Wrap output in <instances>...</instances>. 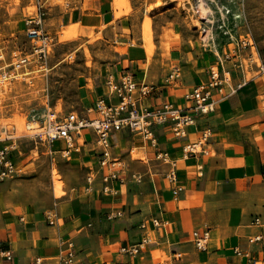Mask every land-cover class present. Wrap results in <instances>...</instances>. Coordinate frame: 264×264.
Segmentation results:
<instances>
[{"label": "crops", "instance_id": "0c3cea01", "mask_svg": "<svg viewBox=\"0 0 264 264\" xmlns=\"http://www.w3.org/2000/svg\"><path fill=\"white\" fill-rule=\"evenodd\" d=\"M140 1L130 0V10L123 7L119 16L114 0L47 4L55 28L78 22V35L100 33L106 41L126 48L113 54L111 70L93 80V87L81 97L79 112L74 110L91 116L88 110L97 99L116 102L105 79L113 74L118 80L122 72L129 71L138 84L155 86L143 100L145 106L171 102L193 116L186 137H176L169 123L154 124L150 139L128 127L114 130L111 155L120 159L119 176L123 178L110 180L107 192L102 189L101 176L108 167L99 165L91 128L84 129L80 137L74 135V146L67 154L61 139L0 140V147L11 146L8 154L16 166L13 176L21 171L18 165L26 159V151L46 153L51 161L60 157L70 165V181L66 180L62 192L31 185L28 180L0 179V264H63V249L69 242L81 264H264V70L249 60L252 48L249 52L232 50L228 35L218 27L220 14L213 3L210 11L217 21L210 26L203 23L206 28L198 45L174 38L168 40L169 55H162L157 47L148 59L136 13ZM215 1L231 6L227 0ZM228 19L233 34L240 35ZM164 21L156 35L158 46L166 39V28L172 27ZM229 50L232 55L224 58ZM175 65L180 68L179 77L166 81ZM212 65L228 72L229 79L223 95L213 93L212 109L196 112L185 94L209 79ZM201 137L206 153L183 157L184 142ZM157 152L167 153V160L157 158ZM74 166L82 174L80 180ZM171 170L176 172L174 183L166 178ZM132 173L141 180L135 181ZM88 175L93 176L92 182ZM175 185L180 188L177 194L171 189ZM255 217L258 223H253ZM154 218L161 221L160 226L153 225ZM205 229L208 241L206 249H200L194 237ZM256 235L260 239H254ZM142 238L146 241L137 253L121 250Z\"/></svg>", "mask_w": 264, "mask_h": 264}, {"label": "rangeland", "instance_id": "374dc122", "mask_svg": "<svg viewBox=\"0 0 264 264\" xmlns=\"http://www.w3.org/2000/svg\"><path fill=\"white\" fill-rule=\"evenodd\" d=\"M43 1L46 7L41 23L54 37L55 44L44 60L28 55L27 63L14 68L15 60L32 50L28 30L36 26L29 22L35 17L36 0H0V73H18L12 79L0 81V136L12 133L19 142H29L24 138L27 132L24 127L33 114L48 107L64 112L76 109L79 112L84 91L93 87L94 79L111 70L109 64L113 62V54L120 51L118 47H125L118 42L106 41L100 33L60 40L64 26L54 27L55 21L50 19L53 14L47 11V4H63L65 0ZM227 1L231 5V12L239 14L236 19H232L231 12L227 17L232 19L234 30L241 38L251 36L255 46L251 51L258 61L257 51L264 54V0ZM140 2L136 13L141 21L142 42L148 59L156 53L157 47L162 55H169L168 40L177 38L194 46L204 36L201 30L206 28L203 24L206 22L198 17L197 0ZM123 7L130 10V0ZM164 20L170 22L172 27L166 28L163 33L166 39H162L158 46L156 35ZM227 28L231 29L228 23ZM245 49L249 52L248 48ZM56 144L59 146V143ZM23 156L27 157L18 165L21 171L16 176L9 175L5 180H17V183L28 180L31 185L48 187L55 192H62L66 180L70 181V165L64 159L56 157L51 161L49 155L36 150L26 151ZM73 168L76 171L74 175L79 174L80 180L82 174L76 166ZM56 183L60 186L57 187Z\"/></svg>", "mask_w": 264, "mask_h": 264}, {"label": "built area", "instance_id": "2783aa9c", "mask_svg": "<svg viewBox=\"0 0 264 264\" xmlns=\"http://www.w3.org/2000/svg\"><path fill=\"white\" fill-rule=\"evenodd\" d=\"M209 1V2H208ZM210 4H215L216 9L219 10L218 27L222 28L224 34H227L230 43L233 44L232 50L240 51L245 48L249 50L254 46L251 36L249 38H241L240 35L236 36L232 33L231 29L227 28L228 17L231 12L229 7L219 6L215 0H206ZM45 1L36 0V13L35 17L29 20L36 26H32L28 30V34L31 37V52L20 56L13 64L14 68L20 67L29 61L28 55H33L37 59L44 60L49 51L55 44L54 37L44 29L41 23V17L45 14ZM198 17L201 21L209 22L210 25L216 23L214 13L212 11L203 12L199 8L196 10ZM222 13V14H221ZM232 19L238 18L239 14L231 12ZM202 32L205 31L203 27ZM231 51L224 55V58L230 56ZM232 55V54H231ZM253 53L250 52L249 60L255 62L260 70H264V56H261L257 51L258 61L253 58ZM219 60L221 57H218ZM248 60V61H249ZM13 68V69H14ZM18 73H10L2 71L0 73V81L9 80L14 78ZM180 75V68L175 65L166 75V81L176 79ZM229 79L228 72L220 71L216 65H212L209 70V79L205 82L199 83L190 89L185 96L193 102V109L196 112H207L213 107L215 99L212 98L213 93L216 91L220 95H223V88L226 81ZM105 85L110 94L115 95L116 102L107 101L104 98H99L95 101L94 105L89 108L88 111L93 112L91 116H85L79 114L76 110L58 111L51 107L44 109L42 112L33 114L31 118L26 121L24 129L27 131L24 136L33 140H45L52 142L56 139H61L66 142L67 148L63 150L65 154L68 153V148L74 146V135L80 137L83 130L91 128L96 135V143L98 145L99 153V165L101 167H108V171L102 174L101 179L103 181L102 189L109 191L108 182L110 180L121 179L120 177L122 163L120 159L114 158L111 155V142L110 136L114 130L121 129L122 127H128L133 132L140 133L144 139L152 138V126L154 124L169 123L173 134L178 138H185L187 135L186 127L193 123V116L189 114L185 109L174 105L171 102H162L157 106L148 107L143 104V100L154 89L153 84L141 83L138 84L134 78V74L129 71H124L120 74L118 80L113 74H109L105 79ZM1 105V96H0ZM7 130V129H5ZM15 135L8 133V135L1 137L2 139L13 138ZM204 137L195 141H186L182 145L183 157H189L199 153H206L203 149ZM10 148L8 146L0 147V179H4L9 175L16 172V166L14 161L9 157ZM156 157L162 160H167V153L157 152ZM132 178L139 182L141 176L137 173L131 174ZM166 178L170 183H174L177 179L175 170L168 171ZM87 180L93 181V176L88 175ZM172 192L177 194L179 187L173 186ZM47 219L50 223L54 222L53 215L47 214ZM259 218L255 217L253 223H258ZM154 226L161 225V221L158 218L152 219ZM141 227L145 228V223H141ZM208 230L205 229L197 233L194 237L195 245L200 249H206L208 241ZM254 239H260L259 235H256ZM146 239L142 238L137 244L131 246H122L121 250L127 253H137L145 243ZM10 258L9 252L5 255ZM63 264H81L76 258L75 249L69 242L63 249L62 254Z\"/></svg>", "mask_w": 264, "mask_h": 264}, {"label": "bare ground", "instance_id": "6f19581e", "mask_svg": "<svg viewBox=\"0 0 264 264\" xmlns=\"http://www.w3.org/2000/svg\"><path fill=\"white\" fill-rule=\"evenodd\" d=\"M126 2H127V0H114L115 9L118 10V11H116V16H119L121 14L122 7H123V5ZM208 2H206V0H197V3H198L197 5L199 6V9L201 11H203V12H209L211 10V8H210ZM97 21H98V19H97ZM78 33H79L78 22L70 23V24L64 26V28H63V30L61 32L62 35L60 36V40H65V39H68V38H74V37L78 36ZM118 48H119L120 51H125V49H126L124 46H121V47H118ZM132 154H133V156H137V154H136L135 151H133ZM53 173H55V169H53ZM56 186L59 187L60 186L59 183H56Z\"/></svg>", "mask_w": 264, "mask_h": 264}]
</instances>
